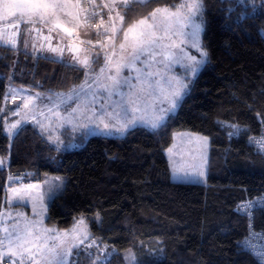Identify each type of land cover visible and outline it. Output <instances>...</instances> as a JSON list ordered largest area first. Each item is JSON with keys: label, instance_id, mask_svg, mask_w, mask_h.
Returning <instances> with one entry per match:
<instances>
[{"label": "trees", "instance_id": "16d2710c", "mask_svg": "<svg viewBox=\"0 0 264 264\" xmlns=\"http://www.w3.org/2000/svg\"><path fill=\"white\" fill-rule=\"evenodd\" d=\"M179 3L133 5L123 27ZM203 18L207 63L163 126L136 127L119 137L91 136L79 149L61 151L32 122L11 140L0 123V158L5 161L0 207L7 178L62 175L64 189L47 206L45 223L69 230L83 217L93 237L102 241L99 247L116 250L104 264H123L121 253L127 249L137 264H261L240 243L251 228L264 234V208H254L251 221L237 209L246 199L264 196V156L250 143L264 125V8L253 12L237 0H203ZM14 51L0 43V108L9 80L64 93L84 80L83 67ZM177 131L208 137L204 183L171 180L165 151ZM96 250L89 256L82 249L72 261L91 264Z\"/></svg>", "mask_w": 264, "mask_h": 264}, {"label": "snow or ice", "instance_id": "6c2138e0", "mask_svg": "<svg viewBox=\"0 0 264 264\" xmlns=\"http://www.w3.org/2000/svg\"><path fill=\"white\" fill-rule=\"evenodd\" d=\"M70 2L71 0H0V21H8L12 18L6 27L13 29L7 39L4 38L3 31L0 30V43L16 47V37L21 33V24L33 26L25 29L29 35L36 24H42L45 26L51 25L48 29L49 33L59 30L69 38H72L74 32L81 27L80 21L82 18L84 26L96 29L95 35L97 37L111 31L112 35L108 39L113 42V51L111 55L108 52L104 53L103 66L100 67L99 73L96 74L95 79L92 81V83L97 84V88L92 90V95L93 100H95L98 91L102 90L107 94L100 97L103 100L101 107L105 110L104 115L114 118L116 123H106L102 115L98 117L99 124H103L104 130H114L123 134L127 129L135 125V113L139 110V106L141 104L147 105L151 101L153 103L166 102L168 105L166 108L160 107L155 110L154 117L149 122L153 129L163 126L168 116L174 114L179 101L187 90L188 83L181 77H172L166 81L167 89L161 87V79H163L161 70L152 71L153 64L157 63L155 60V57L159 54L157 49L163 50L169 46L164 43L166 38L171 39L172 36L184 37L181 43L186 42L189 48L195 49L199 53V58L196 55L186 54L185 58L189 63L182 65L187 74L195 76L199 68L206 62L208 56L201 43L203 0H180L179 4L156 8L147 16L130 24L127 28H124L123 25L131 7L133 5L142 7L150 3L151 0H102L103 8L107 9V25L103 19L104 13L96 11L99 7L97 0H86V4H81V0H75L73 5L75 11L68 10ZM97 15L101 17L100 22L94 23L93 21ZM158 15L163 16V19H158ZM65 17H70V19H65ZM197 17L199 20L195 19ZM101 28L104 29L103 33L100 32ZM186 28H190L191 31H185ZM34 30L38 33L40 32L38 28ZM121 32H123V41L119 45L120 55L114 61L113 56H116L114 42ZM85 35H88V31H85ZM45 39L49 40L47 50L57 53L61 61L64 59V51L67 48V51L73 53L72 60L74 63L71 66L75 67L76 64H79L84 68L85 79L81 84L71 89L67 99L62 100L61 103L73 100V94H75L77 100L80 99L82 93L86 96L85 89H92L89 77L93 74V66L100 61L99 53L92 55L91 50H89V55L81 59L77 54L79 49L74 48L73 44L53 46L50 42V36L45 37ZM76 39H79V37L77 36ZM86 42L93 44L91 39ZM24 43L27 48V40ZM80 43L83 44L85 41L81 40ZM96 43H100L99 40ZM33 47L35 48V46ZM43 47L42 45L40 50H43ZM101 47L104 46L101 45ZM180 51L183 52L184 49L181 48ZM174 62H176L175 59L168 55H165L164 60L160 61V63L164 64L165 70H170L171 64ZM110 67L114 68V74L109 72L104 78L107 82L101 83V77L105 70ZM124 69L128 70L127 75L123 74ZM133 73H135V83H133ZM154 76L161 77V79H152ZM125 88L127 91L122 90ZM10 91L15 100L16 89H11ZM157 91L160 93L159 96L154 95ZM40 95L37 93V96ZM59 95L63 96V94ZM113 95L120 99L113 101ZM5 99H7V93L5 94ZM33 99L31 96L24 97L23 107L28 108ZM48 99H51V97H48ZM109 105H111L112 111H107ZM56 106L59 107V105ZM17 108L19 109V106ZM0 111L5 110L0 108ZM129 112L132 113L131 116H129ZM13 114L19 113L17 111ZM21 123L18 120L15 123L5 124L3 131L7 133L9 140L19 130ZM99 124L97 125L98 127ZM41 127H43L42 124ZM229 127L234 130L238 129V125H229ZM233 134L235 133H229V135ZM200 139L207 141V137H200ZM250 141H254L258 145L259 150L264 151V137L260 140L250 138ZM4 163V159L0 158V166H3ZM198 174L200 176L204 175L203 171ZM28 187L35 186L29 185ZM9 191L13 194L8 199L9 206H11L14 199H23L19 195L21 190L11 188ZM257 206L264 208V198H259L256 201L249 200L239 205L237 210L242 213L246 212L251 221L252 210ZM3 215V213H0V216ZM18 215L20 214L18 213ZM96 219L97 222H100L98 214ZM78 223H84L83 217L79 219ZM52 231L57 230L48 228L42 231L36 230L34 222H28L23 227H20L18 221L11 227L0 222V232L3 233V235H0V264H75L74 261L70 260V257L73 256L74 251L76 255H79L81 246H83L84 251L88 252L89 256L92 253L88 250L96 246L97 252L100 254L91 261V264H98V262L106 261L112 255V252L116 251L114 248L109 251L107 244L100 248L99 245L102 241L98 237L94 238L93 234L86 229L83 234H80L74 226L70 230L72 234L71 240L62 237L58 231L55 237L46 235ZM64 235L66 236L68 233ZM49 241H53V243L50 244ZM126 260L128 264H135L136 258L131 254L130 250H128Z\"/></svg>", "mask_w": 264, "mask_h": 264}, {"label": "rangeland", "instance_id": "374dc122", "mask_svg": "<svg viewBox=\"0 0 264 264\" xmlns=\"http://www.w3.org/2000/svg\"><path fill=\"white\" fill-rule=\"evenodd\" d=\"M241 5L251 6L253 12L258 10L259 8H264V0H237ZM75 0H71L68 10L75 11L73 7ZM81 4H86V0H81ZM97 4L103 7L102 0H97ZM164 8V7H161ZM105 10V14L103 19L105 24L107 25L108 15L107 9H99L96 11L100 12ZM114 15V13H113ZM12 18L8 21H0V30L3 31L4 38L7 39L13 29L6 27L10 23ZM65 19H70V17H65ZM101 17L97 15L95 17L94 23H99ZM158 19H163V16L158 15ZM199 20V18H195ZM75 23V22H74ZM81 27L74 32L72 38H69L62 31H55L52 34L58 39L60 43H75L82 46V52L80 58L83 59L85 56L89 55V50H91V54L95 55L99 53L100 61L97 64V70L93 71V74L89 77V83L92 84V89H85L87 95L85 96L83 93L81 94L80 99L75 98V94H73V100L67 101L66 103H61L62 100H66L69 93H64L63 91H54V90H34L27 87H21L14 85L10 80L6 86L7 99H5V95L2 102V107L5 111H0V123L3 125V129L6 123H15L16 121H21L23 123L32 122L39 130L41 135L45 138V140L53 145L55 148L61 151L66 150H75L79 149L83 143L91 136H103V137H119L125 135L128 131L136 127H144L146 129L153 130L150 126V121L153 119L155 110L160 107L166 108L168 105L166 102L164 103H153L149 101L147 105L141 104L139 106V110L135 113L136 123L131 128L127 129L123 134L117 133L114 130L108 131L104 130L103 124H99L98 117L104 116V120L106 123L115 124L116 120L114 118H109L104 115V109L101 107L103 104V100L100 99L101 96H106L102 90L96 93V99L93 100L92 90L97 88V84L92 83L95 79L96 74L99 73V69L103 66L104 60L103 56L105 52H108L110 55L113 51V42L108 39L112 35L111 31L105 33L102 36L97 37L95 35L96 29L87 28L84 26L83 19L81 18ZM21 33L19 35L18 46L17 48L27 52H34L31 48V37L32 33L29 35L25 29L31 28V25H23L21 24ZM51 25H42L36 24L35 28H43L47 32ZM34 29L32 31H34ZM203 30H204V18H203ZM85 31H88V35H85ZM185 31H191L190 28H186ZM59 32V34H57ZM100 32H104V29L101 28ZM202 34L201 33V43H202ZM264 35V32L262 33ZM79 39H76V37ZM91 39L93 44H88L86 41ZM25 40H27V48L25 47ZM84 40L85 43L81 44L80 41ZM99 40L100 43H96ZM184 40L182 36H172L171 39H165L164 43L169 45L166 49H157L159 53L155 60L157 63L153 64L152 71L155 72L157 69L161 70L163 74V79L161 77L154 76L152 79H161V87L167 89L168 85L166 81L172 77H181L184 79L186 83H188L187 90L182 96V99L189 93L191 88V83L196 79L197 75L201 71V69L205 66L208 60V56L206 62L199 68L198 72L195 76L187 74L183 64L189 63L185 58L186 54L196 55L199 58V53L195 49H191L187 46V43H181ZM123 41V34L119 41L115 45L116 56H113V60H117L120 55L119 45ZM4 44V43H3ZM37 45V42H36ZM95 45V47H93ZM103 45L104 47H101ZM12 48V46H10ZM13 49L17 51L18 49ZM183 48L184 51L181 52L180 49ZM14 51V52H15ZM165 55L171 56L175 59L176 62L171 64L170 70H165L164 64L160 63V61L164 60ZM16 56V55H15ZM56 57V56H55ZM53 57V58H55ZM65 63L72 65L74 62L70 60V57L67 56L64 59ZM15 65V63H14ZM77 67H81L79 64H76ZM14 67V66H13ZM94 68V67H93ZM147 70V69H145ZM109 72L114 74V68L110 67L105 70V73L101 77V83H106L107 81L104 79ZM123 74L127 75L128 70L124 69ZM133 75V83H135V73ZM85 79V77H84ZM11 89H16V98L13 99V94L11 93ZM123 91H127V89H122ZM37 93L41 94L37 96ZM59 94H63L60 96ZM154 95L159 96L160 93L157 91ZM31 96L33 97L32 103L28 108L23 107L24 97ZM51 97V99H48ZM120 98L113 95L112 100L116 101ZM162 99V97H161ZM182 99L179 101L178 106L175 109L177 111ZM56 105H59L57 107ZM19 106V109L17 108ZM75 109V111H73ZM18 111L19 114H13ZM107 111H112L111 105L107 107ZM174 112V113H175ZM132 113L129 112V116ZM171 115V114H170ZM169 115V116H170ZM41 124L43 127H41ZM99 124V127L97 126ZM86 125V127H85ZM157 129V128H156ZM6 135L7 133L4 132ZM200 137H206L204 135L190 132V131H177L173 134V140L171 145L165 151V157L168 161V165L170 168V176L171 180L175 182H183V183H204L206 180L207 173V165H208V154H209V139L207 137V141H203ZM13 138V137H12ZM171 149V151H169ZM203 171L204 175L200 176L198 173ZM66 179L62 175H54V174H44L40 179L23 181L20 178L12 177L7 184L4 191L3 204L0 210V213H3V216H0V222L6 224L11 227L17 221L19 222L20 227H23L28 222H34L36 230L42 231L45 228L55 229L57 230L62 237L67 240H71L72 234L70 230L74 228V226L78 229L80 234H83L84 230H88V225L84 221L83 224H79L78 221L72 226L69 230H58L53 227H48L45 223L46 218V210L47 206L51 202V200L59 193H61L64 189ZM32 185L35 187L29 188L28 186ZM14 188L17 190H21L19 195L23 197V199H14L11 206L8 204V199L13 195L9 189ZM18 213L20 215H18ZM57 231H52L47 233L46 235L55 237L57 235ZM2 233V232H1ZM68 233V235H64ZM3 235V233H2ZM49 243H53V241H49ZM93 248H96L94 246ZM92 248V249H93ZM83 246H81V249ZM88 250L93 253L95 250ZM128 250L131 251V254L134 255L131 249L124 250L121 254L124 260L123 264H128L126 260V256L128 254ZM100 253L97 252L95 257ZM76 256L75 251L70 260L72 261L73 257ZM114 256V252L112 255L108 257L107 260ZM135 256V255H134ZM136 258V257H135ZM106 260V261H107ZM106 261L98 262V264H104ZM76 264V262H75ZM137 264V260L135 261Z\"/></svg>", "mask_w": 264, "mask_h": 264}, {"label": "built area", "instance_id": "2783aa9c", "mask_svg": "<svg viewBox=\"0 0 264 264\" xmlns=\"http://www.w3.org/2000/svg\"><path fill=\"white\" fill-rule=\"evenodd\" d=\"M262 137H264V125L262 126L260 133L257 136H254L252 138H255L256 140H260ZM250 143L253 146L256 153L264 156V151L259 150L258 145L254 141H250ZM7 182H8V178H7L6 184H7ZM259 198H264V196L258 197L252 201H256ZM247 201H249V200L246 199L241 204H243ZM257 207H259V206H257ZM254 208H256V207H254ZM239 212L243 215H247L246 212H244V213H242L241 211H239ZM240 245L244 251L248 252L251 256H253L255 259H257L261 264H264V255H262V254H264V235H262V233L256 232L251 228L248 236H246V238L241 241Z\"/></svg>", "mask_w": 264, "mask_h": 264}, {"label": "flooded vegetation", "instance_id": "af4514ba", "mask_svg": "<svg viewBox=\"0 0 264 264\" xmlns=\"http://www.w3.org/2000/svg\"><path fill=\"white\" fill-rule=\"evenodd\" d=\"M31 33H32V36H30L31 37V48L33 49V51L35 53H37V54H40V55L44 56V57L53 58V57L56 56L54 58L56 61H60L61 62V59L59 58V55L57 53H52V52L47 50V45L49 43V40L45 39V37H49V36L51 37V41L50 42H51V44L53 46H58V45L66 46L68 44H72V43H60L58 41V39L52 33L47 32L43 28H40V32L39 33L38 32H34V31H31ZM36 42H37V45H36ZM42 45L44 46L43 50H40ZM9 46H11V45L9 44ZM33 46H35V48ZM74 48H76V47H74ZM81 48H82V46H81ZM81 52H82V49H81V51L79 53H77L79 55V57L81 55ZM72 55H73V53L67 51V48H65L64 59H66V57L69 56L70 60L73 61L72 60ZM64 59H63V61H64Z\"/></svg>", "mask_w": 264, "mask_h": 264}, {"label": "water", "instance_id": "95a60500", "mask_svg": "<svg viewBox=\"0 0 264 264\" xmlns=\"http://www.w3.org/2000/svg\"><path fill=\"white\" fill-rule=\"evenodd\" d=\"M38 29H40V28H38ZM34 32H37V31L34 30ZM18 40H19V36L16 37V47H14L15 49H16L17 46H18ZM72 44H73L74 47H76V48L79 49V51H78V53H79V52L81 51V49H82L81 46H80V45H77V44H75V43H72ZM7 45H9V44H7Z\"/></svg>", "mask_w": 264, "mask_h": 264}, {"label": "crops", "instance_id": "0c3cea01", "mask_svg": "<svg viewBox=\"0 0 264 264\" xmlns=\"http://www.w3.org/2000/svg\"><path fill=\"white\" fill-rule=\"evenodd\" d=\"M24 124H25V123L21 124L20 127H21L22 125H24ZM20 127H19V128H20ZM2 204H3V203H2ZM1 208H2V205H1V207H0V210H1ZM48 227H49V226H48ZM0 235H2L1 232H0Z\"/></svg>", "mask_w": 264, "mask_h": 264}, {"label": "bare ground", "instance_id": "6f19581e", "mask_svg": "<svg viewBox=\"0 0 264 264\" xmlns=\"http://www.w3.org/2000/svg\"><path fill=\"white\" fill-rule=\"evenodd\" d=\"M19 43V42H18ZM18 49V48H17Z\"/></svg>", "mask_w": 264, "mask_h": 264}]
</instances>
